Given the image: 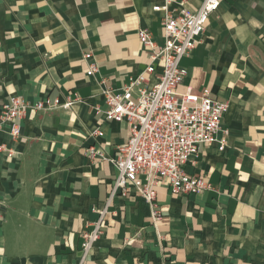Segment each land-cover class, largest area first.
Instances as JSON below:
<instances>
[{"label":"crops","instance_id":"1","mask_svg":"<svg viewBox=\"0 0 264 264\" xmlns=\"http://www.w3.org/2000/svg\"><path fill=\"white\" fill-rule=\"evenodd\" d=\"M163 1L0 0V102L81 99L69 109L28 110L19 138L3 136L15 156H0V264H73L103 208V232L83 264H264V0H220L180 60L187 75L178 92L207 88L228 104L224 152L204 146L187 167L211 190L173 195L162 181L152 205L133 193L110 198L116 168L86 154L94 147L113 157L126 143L125 122L91 133L105 110L102 92L120 94L148 65L137 34L147 29L161 41L152 6ZM174 1L190 11L203 2ZM86 53L98 68L92 76Z\"/></svg>","mask_w":264,"mask_h":264},{"label":"built area","instance_id":"2","mask_svg":"<svg viewBox=\"0 0 264 264\" xmlns=\"http://www.w3.org/2000/svg\"><path fill=\"white\" fill-rule=\"evenodd\" d=\"M174 4V0H164L162 4L152 6V11L161 15L160 42L147 29L138 30V40L148 51L146 68L131 76L120 94L102 92L105 110L91 134L103 136L102 122H125L130 132L126 143L116 148L113 157H105L94 147L86 150L88 156H98L116 168L110 198L118 193L123 197L133 193L139 195L144 204L152 205L154 188L162 181L173 195L209 191L211 185L200 174L188 171L187 167L198 164L204 146H212L216 153H222L228 144L230 132L223 126L228 112L227 102L213 98L207 88L196 91L186 87L184 92L177 91L187 75L180 60L195 49L210 17L219 8L220 0H203L196 11L176 8ZM83 60L87 76L98 72L91 53L84 54ZM156 73L155 84L147 86L148 77ZM80 101L77 94L64 101L45 98L29 102L19 96L4 99L0 102V156H15L3 136L12 143L19 138V121L28 110L69 109ZM140 173L145 176V183L137 179ZM98 213L99 220L81 236V255L73 264L84 263L103 232L101 220L105 208ZM153 217L154 221L158 219L156 214Z\"/></svg>","mask_w":264,"mask_h":264}]
</instances>
